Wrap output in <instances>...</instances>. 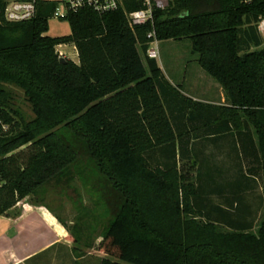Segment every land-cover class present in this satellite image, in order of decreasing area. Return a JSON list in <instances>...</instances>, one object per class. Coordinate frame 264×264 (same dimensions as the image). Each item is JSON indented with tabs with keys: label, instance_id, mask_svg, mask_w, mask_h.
Wrapping results in <instances>:
<instances>
[{
	"label": "trees",
	"instance_id": "16d2710c",
	"mask_svg": "<svg viewBox=\"0 0 264 264\" xmlns=\"http://www.w3.org/2000/svg\"><path fill=\"white\" fill-rule=\"evenodd\" d=\"M4 5L0 215L86 155L109 186L103 198L112 213L98 264H264V47L256 27L264 0H171L153 13V26L133 29L121 11L85 9L67 16L70 33L58 37L45 35L53 2L23 22L4 21ZM152 28L158 41H190L226 105L193 101L168 84L146 56ZM66 43L78 63L60 61L55 46ZM10 86L22 90L32 118L12 104ZM231 132L238 150L225 157L239 176L210 187L201 171L194 182L190 133Z\"/></svg>",
	"mask_w": 264,
	"mask_h": 264
},
{
	"label": "rangeland",
	"instance_id": "374dc122",
	"mask_svg": "<svg viewBox=\"0 0 264 264\" xmlns=\"http://www.w3.org/2000/svg\"><path fill=\"white\" fill-rule=\"evenodd\" d=\"M69 33L70 26L67 20L48 18V29L45 35L58 37ZM72 46V43H66L62 46L66 54L69 53V56L65 54L64 59H70L73 55H76ZM262 47H264V40ZM158 50L159 57L155 61L159 65L165 66V68L179 64L178 70L180 72H185V69H183L180 62H173L176 57L187 59L197 57L196 54L191 52L190 41L186 38L178 41L172 39L158 41ZM140 56L147 68L146 56L141 52ZM76 60L78 63V58ZM8 89L12 94V104L21 111L26 119L32 118L33 113L29 103L24 98L22 90L15 86H10ZM195 93L198 96L200 95L198 91L193 94ZM4 130H7V128L5 127ZM201 141V136L195 139L196 151L192 153L193 157L197 159V163H199V168L194 167L192 170L194 182H198L197 178L201 171L203 176L210 175V187L212 182L223 185L224 182L230 181V179H236L239 176L237 165L233 166L231 160L226 158L225 155L213 158L212 152L201 150V147H198ZM21 149H25L24 146ZM255 182L256 188L253 196L256 197L261 193V181L257 179ZM107 186L94 162L88 156L83 155L71 167L69 175L60 174L54 177L41 186L36 194L27 196V199L35 203L42 201L51 208L67 226V230L74 238L75 245L80 251L85 252L86 247L96 246L94 242L102 235L105 226L112 219V213L110 209L108 211L106 201L103 198V191L107 190ZM261 217L262 212L260 211L255 228ZM223 230L226 229L223 228ZM93 264L97 263L94 262Z\"/></svg>",
	"mask_w": 264,
	"mask_h": 264
},
{
	"label": "crops",
	"instance_id": "0c3cea01",
	"mask_svg": "<svg viewBox=\"0 0 264 264\" xmlns=\"http://www.w3.org/2000/svg\"><path fill=\"white\" fill-rule=\"evenodd\" d=\"M76 56L70 59L77 63ZM173 62H180L185 72L178 70L179 64L168 68L157 65L169 85L179 94L193 101L226 105L222 87L198 65L197 57H176ZM197 91L199 96L193 94ZM182 124L188 127L190 123L183 117ZM189 136L187 152L192 155L196 151L195 138L192 133ZM201 138L198 147L212 152L213 158L227 155L233 149L238 150L233 132ZM101 239L99 236L94 242L96 246L86 247L85 252L80 251L67 226L51 208L42 201L35 203L25 197L0 215V264H98L102 258L107 257L98 250Z\"/></svg>",
	"mask_w": 264,
	"mask_h": 264
},
{
	"label": "built area",
	"instance_id": "2783aa9c",
	"mask_svg": "<svg viewBox=\"0 0 264 264\" xmlns=\"http://www.w3.org/2000/svg\"><path fill=\"white\" fill-rule=\"evenodd\" d=\"M171 0H5L3 9V20L6 22H23L34 18L38 12L39 3L53 2L54 8L49 17L66 20L70 13H75L80 10H90L99 15L121 11L130 28H135L145 24L153 26V13L155 11L165 10ZM251 0H243L248 3ZM256 27L260 36L264 40V17H259L256 22ZM149 39L146 49V56L151 59L159 57L158 40L155 36V31L152 28L147 33ZM65 44L55 46V51L60 57H64L66 52L62 49ZM77 55L75 46H72ZM68 54V55H67ZM67 56L69 53L67 52ZM3 180L0 176V187Z\"/></svg>",
	"mask_w": 264,
	"mask_h": 264
},
{
	"label": "water",
	"instance_id": "95a60500",
	"mask_svg": "<svg viewBox=\"0 0 264 264\" xmlns=\"http://www.w3.org/2000/svg\"><path fill=\"white\" fill-rule=\"evenodd\" d=\"M60 61H65V59L63 57H60Z\"/></svg>",
	"mask_w": 264,
	"mask_h": 264
}]
</instances>
